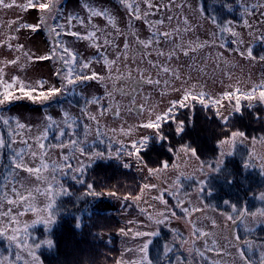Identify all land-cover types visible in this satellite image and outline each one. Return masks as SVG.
<instances>
[{
	"label": "rangeland",
	"instance_id": "1",
	"mask_svg": "<svg viewBox=\"0 0 264 264\" xmlns=\"http://www.w3.org/2000/svg\"><path fill=\"white\" fill-rule=\"evenodd\" d=\"M12 0H6V3H11ZM46 2V0H42ZM84 3H89L100 9H108L111 14L115 16L117 27L122 31H128V25L131 22L139 34L140 39H147L151 32L148 25L143 20L137 21L133 17L130 21L129 13L119 4V0H61L57 6L61 9L62 14L59 15L55 21L58 24L68 26L69 16H79L84 18L85 25L81 26L75 21L68 31L78 32L81 35H86L87 31L91 30L88 25V12L83 7ZM153 8L148 16L149 22L154 20H163L164 23L159 26V31L172 32L174 29H180V36L173 35L174 42H182L187 47L190 42L193 46L197 43H205L206 46L199 49L197 52H190L189 56L185 57L182 52H178L177 57H173L171 61L166 60L167 53L172 49V43H169L161 37L158 47L165 52L164 57H156L155 51L151 48L150 57L141 59L140 55L136 56L135 62L129 60L126 64L123 58L117 63L122 73L127 74L130 70L134 79L128 81H117L118 88H124L128 93L127 96L121 95L116 92L111 101L106 98L105 87L99 80L85 81L83 84L75 85L74 89L69 86L63 93L57 94L54 98L44 103H34L26 98L10 101L4 105H0V115L5 117H15L21 123H24L31 129V136L37 135V129H43L45 123V116H51L53 119L60 122L63 120L64 112H69L73 118L76 119L75 131L71 139L79 137L83 139L84 128L88 127L91 134L88 137V142L83 145L88 149L86 155L77 154V159L70 160L66 163L72 167H79L81 163L85 165L83 174L86 169L91 166L95 159L89 161V156L92 151H102L106 158H109L108 153H116L120 149V143L129 146L133 140H140L147 136L151 142L160 141L156 135V129H146L142 127L143 123L154 121L157 114L163 115L172 107L173 101L176 102V107L170 116L174 123L175 128L180 123L178 120L182 117L181 113L187 111L193 115L200 113L199 108L194 103L200 104L198 101L189 99L185 101L187 107L180 108L179 102L183 97V92L180 89H189L195 85L194 91L199 93L204 91L206 96H210L219 103L216 107H209L213 114L220 122H224L221 116L235 119L239 112L233 109L236 105V97L231 100L223 98V93L234 92L238 87L241 92L251 91L254 86L264 84V39H257L256 37L264 36V8L251 7L255 4H264V0H237L239 6L250 8V14L242 15L239 21L222 20L218 21V16L215 14L213 8L208 12L202 10L201 0H152ZM27 5V0H16V5ZM182 6V7H181ZM142 12L148 10L147 4L141 3ZM243 13V10H242ZM40 11L38 8H20L14 6L12 8H0V68L4 69L3 76L8 82H11L12 77L16 76L24 83L36 86L37 81H44V91L55 86L60 87L61 80L55 75L58 68L63 69V66L58 63L56 59L52 60H39L36 59L40 56L49 55L53 46V39L49 33L43 28L33 32L31 29H20L21 23H28L35 25L38 23ZM172 16V20L167 19ZM187 17L191 25V31L184 32L185 25L184 18ZM213 19L216 23L213 24ZM247 19L252 25L251 28L243 26L244 20ZM52 23V21H49ZM92 23L98 28L102 29L105 33L112 32L115 35V29L107 24L103 17H93ZM216 25L221 27L228 25L235 31L240 33V38L244 41L237 50V45L232 43L234 39L230 33H221ZM156 29H153L155 31ZM252 32L253 35L249 36L248 33ZM212 33H216L217 39L213 44ZM99 35V33H98ZM182 37V40H181ZM60 40L68 46L74 53L79 54L83 61L91 60L90 69L84 70L86 74L92 72L107 78L109 75H116L114 71L110 72L104 66L103 59L100 58L97 50L90 46V43L83 39H78L75 36L68 35L62 32ZM224 43L225 47L220 48L219 44ZM98 43L103 45L101 38ZM124 37L120 36L116 39L117 49L110 46L102 47V51L108 56L109 59H115L116 56L123 51ZM130 53L133 41L129 40ZM11 44L12 48L8 45ZM22 46L21 50L17 51L16 46ZM251 48L252 59L246 58L248 49ZM244 52L245 56H241L240 52ZM27 52L33 58L29 60L25 57L24 53ZM218 54L220 59H218ZM151 58L161 64L167 63L171 68L178 69L181 80H174L171 77H164L161 75V84L159 86L150 85L141 79L140 76L157 78V69L151 68L147 64V59ZM195 58V59H193ZM13 60L18 62L13 65L10 63ZM227 61V64L224 63ZM140 68L144 71L137 72L136 69ZM167 78L170 80V86L166 87L163 80ZM109 89H111V81H106ZM27 90V89H26ZM3 91V89H0ZM260 89L257 87L256 94L259 95ZM164 93L163 95L161 93ZM15 95H21L19 88L13 91ZM35 95V93H34ZM97 97L100 100L99 104L87 105L86 99ZM134 97V103H133ZM113 105V111L119 105L120 114L113 115L112 111H108V105ZM249 101L245 99L240 100V109L248 107ZM262 105L259 100H254L252 106ZM143 106L144 111H141ZM102 108L105 110L101 114ZM131 109L129 111L128 109ZM85 110V111H82ZM219 111L221 114L218 116L216 113ZM187 114V113H186ZM89 116L97 117L96 120H90ZM167 120V119H165ZM165 120L161 121V128L159 129L163 137H168L169 133H165ZM231 120V119H230ZM163 124H165L163 128ZM163 128V129H162ZM127 132L131 129L130 135H123L121 132ZM67 131V130H66ZM100 132L99 139L96 138V132ZM0 134L7 136L6 129L0 128ZM168 134V135H167ZM220 136H222L220 134ZM228 137L215 138L210 140L208 149H213L206 156L205 153H198L193 156L190 149L188 153L181 151L183 148H178L176 151H170L167 158L162 157L160 162L151 160H141L143 163H138L136 159L124 155L121 152V159L131 165V171L137 179L135 180L136 187L129 185L124 188L120 194L122 195H108L109 192L114 193L107 185L104 192L98 193L95 201L90 202L87 211H112L115 216L110 222V225H116V219L121 222L120 228H114L118 252L114 264H131V261L138 259L136 252H130L128 249H135L145 241H149V246L154 239H158L156 244L155 261L161 264H243L237 254L236 244H240L241 250L245 252V259L249 264H260V251L264 250L260 246H264L263 240H257V234L264 232V223H256L251 217V213L257 209H264V200L259 197L262 194L249 195L245 202L239 200L242 195L236 192L235 188L229 184L230 178L227 174L230 173V167L233 164L232 156L235 154L237 148H244V171L251 179L264 182V171L260 168V164L264 162V126L260 132L245 135L243 140H237L232 147V154L224 156V162L220 169L217 171H210L209 165L215 168V162L220 158L222 151L219 141L228 139ZM70 137L65 135L63 140L68 143ZM103 141V142H101ZM119 141L120 143H118ZM150 141L148 143H150ZM31 142V141H30ZM55 133L49 135L48 140L45 141L46 145L56 144ZM111 145V147H109ZM228 148L227 145L224 146ZM210 149V150H211ZM241 149V150H242ZM104 150V151H103ZM206 152V150L204 149ZM68 154L66 148H51L49 155L52 160L60 161L62 156ZM8 151L5 150L0 156V177L3 176L4 166L9 164ZM117 160L115 156L110 157ZM102 160V159H101ZM120 160V159H119ZM126 160V161H125ZM245 163H250L253 167H246ZM149 164L155 166L150 167ZM167 165V167H165ZM30 166H34L30 164ZM203 166V167H202ZM157 169L158 171L150 175L148 169ZM21 177H27L28 173L23 169L18 170ZM68 175L59 177L60 183L65 187V181L69 180L74 182L72 178L73 173L67 168L65 169ZM183 173V175H181ZM80 177L79 173H75ZM134 177V179H135ZM190 177V178H186ZM81 178V177H80ZM229 180V181H228ZM27 183L29 185H36L35 177L30 178ZM139 183V184H138ZM145 185H148L145 188ZM43 187L44 185H40ZM154 186V187H153ZM126 190V191H125ZM125 197H133L125 199ZM139 197V199H135ZM59 198V197H58ZM57 198V199H58ZM180 201L179 205L177 201ZM47 200L44 196L38 197V207L43 208ZM237 203V204H236ZM233 208L237 209L233 212ZM7 205H5V210ZM185 209L188 210L187 214ZM198 209V211H197ZM23 211V208H19ZM14 209V213H15ZM240 211L248 213V223L252 231L246 232L243 224L239 220L235 222L229 217H235ZM163 213L164 216L160 217L159 214ZM152 216L153 220L148 217ZM35 215L31 212H25L22 219L25 222L31 223L35 219ZM163 218L164 223L156 224L155 219ZM264 219V218H260ZM193 225L199 230L207 233L204 237H198L194 234ZM37 227L47 232L49 228H45L43 223H38L30 227L29 232L31 239L35 243L37 234ZM113 230V231H114ZM155 231L157 234L154 236H135L136 232L150 233ZM123 233H127L124 235ZM6 248L8 254V242L0 238ZM186 240L187 243H182ZM245 240H251L256 247L253 251L249 252L247 246L243 243ZM195 241L196 247L200 252L204 253L201 258L195 253L190 254L188 249ZM215 241V245H213ZM169 245L172 251L167 255L164 254V246ZM207 245V249L205 247ZM215 247L218 251H213ZM149 249V247H148ZM12 252H15L13 246ZM0 254L1 253L0 251ZM40 264V262H39Z\"/></svg>",
	"mask_w": 264,
	"mask_h": 264
},
{
	"label": "snow or ice",
	"instance_id": "2",
	"mask_svg": "<svg viewBox=\"0 0 264 264\" xmlns=\"http://www.w3.org/2000/svg\"><path fill=\"white\" fill-rule=\"evenodd\" d=\"M61 3V0H46V2H42V0H27V5L20 4L16 5V0H12L11 3H6V0H0V8L8 9L14 6L20 8H38L40 11V15L38 17V23L35 25L28 23H21L20 29H31L33 32L37 31L40 28L46 30L49 35L52 36L53 46L49 55L40 56L36 59L39 60H52L56 59L59 64L63 66V69L58 68L55 75L58 79L61 80L60 87H51L48 91H44V81H37L35 87L24 83L19 80L16 76L12 77L11 82H8L4 79L3 72L4 69L0 68V105H4L10 101L19 100L21 98H26L29 101L34 103H44L54 98L57 94L63 93L69 86H72L73 89L77 84H83L85 81L90 80H99L102 82L105 87L106 98L111 101L114 94L119 92L123 96H127L128 93L124 90V88L117 87V81H128L130 78L134 79L131 75V71L129 70L127 74L122 73L120 67L118 66V61L123 58L125 64L131 60L135 62L136 56L140 55L141 59L144 57H150L151 52L148 51L150 48L152 51H155L156 57H164L165 52L160 50L158 47H152L153 45H159L161 37L169 43H172V49L167 53L166 60L171 61L173 57H177L178 52H182L185 57L189 56L190 52H197L199 49H202L206 46L205 43H197L193 46L190 42L187 47L182 42H174L172 40L173 35L180 36V29H174L172 32L159 31V26L164 23L163 20H154L149 22L148 16L151 14L149 10L153 8L152 0H119V4L129 13V19L134 17L135 20L140 21L143 20L145 24L148 25L149 31L151 35L147 39H140L137 30L134 25L130 22L128 25V31H122L117 27L116 19L113 14L109 12L108 9H100L89 3H84L83 7L88 12V25L91 30L87 31L86 35H81L78 32L68 31V28L72 26V22L75 21L77 24L84 26L85 20L79 16H69L68 17V26L66 27L64 24L55 23L57 17L62 14L61 9L57 6ZM141 3L147 4L148 10L142 12ZM182 7V6H181ZM251 7H261L264 8V4H255L251 5ZM250 14V8L244 7L242 15ZM93 17H103L106 19L107 24L111 26L112 29H115V35L112 32L105 33L102 29L98 28L94 23H92ZM167 19L169 21L172 20V16H168ZM52 21V23H49ZM213 24L216 23L215 19H213ZM185 28L184 32L187 33L191 31V25L187 17L184 18L183 21ZM221 33H230L234 38L232 40L233 44L237 45V50H239V46L244 43V41L240 38V33L235 31L232 27L225 25L221 27L220 25H216ZM243 26L245 28H251L252 25L249 23L247 19L244 20ZM153 29H156L153 31ZM62 32H66L68 35L75 36L78 39L86 40L90 43V46L95 48L99 53L100 58L103 59L104 66L109 69L110 72L114 71L117 73L116 75H109L107 78L98 75L95 72H92L90 75L86 74L84 70L90 69V65L92 63L91 60L83 61L79 57V54L74 53L71 49L68 48L63 41L60 40V36ZM99 33V35H98ZM213 37V44L217 39H222V37H217L216 33L211 34ZM249 36H252L253 33L249 32ZM120 36L124 37L123 43V51L120 52L116 58L109 59L108 56L102 51V47L110 46L113 49H117L118 45L116 44V39ZM103 39V45L98 43L100 39ZM133 41L131 45V54L130 53V43L129 40ZM257 39H264V36L256 37ZM182 40V37H181ZM9 48H12V45H8ZM220 48H224V43L219 44ZM22 46L17 45L16 50H21ZM25 57L29 60L33 58L27 52L24 53ZM241 56H245L244 52H240ZM246 58L252 59V51L251 48L248 49ZM195 59V58H193ZM218 59H220L218 54ZM261 60H264V57H260ZM18 60H13L10 63L15 65ZM227 64V61H224ZM147 64L151 68L157 69V78L152 79L151 77H145L143 75L140 76L141 79H144L147 84L159 86L161 84V79L159 78L161 75L164 77H171L174 80H181V76L179 74L178 69L171 68L167 63L161 64L159 59L157 61H153L151 58L147 59ZM137 72H143V69L137 68ZM107 80L111 81V89H109ZM163 83L166 87L170 86V80L165 78ZM19 88V92L21 95L13 94L15 88ZM257 87L260 89L259 95L256 94ZM195 85H193L189 89H180L179 91L183 92V97L179 102V107L184 108L187 107L188 104L185 101L189 99L198 101L205 108L208 107H216L219 103L218 100L213 99L210 96H206L204 91H200L196 93L194 91ZM27 89V90H26ZM35 93V95H34ZM164 94L163 92L161 93ZM236 97V105L234 107L235 112H240V100L245 99L249 101L248 107H252V102L254 100H259L260 103L264 104V84L259 86H254L251 91L241 92V90L237 87L234 92H225L223 93V98L231 100L233 97ZM85 103L87 105L99 104L100 100L97 97H91L86 99ZM134 103V97H133ZM172 107L168 109L163 115L157 114L155 116L154 121H149L147 123H143L142 127L146 129H156V135L159 139H163L164 137L161 135L159 129L161 128V121L168 119L169 114L173 112V108L176 107V102L173 101ZM108 111H112L113 115H119V105L116 106L113 111V105L109 103ZM131 111V109H128ZM141 111H144L143 106H141ZM82 111H85L82 109ZM104 109L102 108L101 114H104ZM218 116L221 114L219 111L216 113ZM63 120L57 122V120L53 119L51 116H45L43 129H37V135L35 137L31 136V129L26 126L24 123H21L15 117H5L0 115V128L6 129L7 136L5 137L3 134H0V156L4 153L5 150L8 151V160L9 164L4 166L3 176L0 177V238L8 242V254H0V264H39L40 259L36 255V249L41 246V244L46 245L48 247L52 246L51 239H44L39 243H35L32 239L30 242L31 234L29 232L30 227L43 223L44 227L49 228L53 222L55 221V214L53 212V206L57 202V198L61 195H67L68 191L64 187L62 183H60L59 177L63 175H68V172L65 171L67 168L69 171L73 173L72 178L77 182H82L75 173H79L80 176L83 175V170L85 165L83 163L80 164L79 167H72L70 164L66 163L70 160L77 159V154L86 155L88 153V149L84 148L83 145L88 142V137L91 134V131L88 127L84 128L83 139L77 137L76 139H71L73 135H76L75 125L76 119L69 112H64ZM90 120H96L97 117L89 116ZM221 119L227 123L228 117L221 116ZM67 130V131H66ZM131 129L127 132H124L121 129L123 135H130ZM177 134H180L183 131V122L177 124L175 129ZM55 133L56 144L46 145L45 141L48 140L50 134ZM68 135L70 137L68 143H65L63 137ZM96 138L99 139L100 132H96ZM245 138V134L240 131H232L231 136L228 139L220 140L219 145L222 149L220 153V158L215 162V168L212 165H209L210 171H217L220 169L221 165L224 162L225 154H232V147L235 145L237 140H243ZM148 137L145 136L140 140H133L131 142L129 150V146L120 143V149L117 150L116 153H112L111 151L108 153V157L115 156V158L120 159L123 167L128 168L130 165L127 162H124L121 159V152L124 155L132 157L136 159L138 163H143L141 160L140 153L147 146ZM31 141V142H30ZM103 142V141H101ZM225 145L228 146L225 149ZM66 148L68 150V154L62 156L61 160L58 162L56 160H52L49 155V149L51 148ZM111 147V145H109ZM181 151L188 153L190 151L188 146H184ZM193 156L196 155L195 151H191ZM106 158L102 152L92 151L89 156V161L93 159H103ZM33 164L34 166H30ZM246 167H253L250 163H245ZM167 167V165H165ZM203 167V166H202ZM260 168L264 171V162L260 164ZM20 169H23L28 173L27 177H21L19 174ZM149 174L152 175L157 172V169H148ZM183 175V173H181ZM35 177L37 181L36 185H29L27 181ZM190 178V177H186ZM44 185L41 187L40 185ZM148 185H145L147 188ZM154 187V186H153ZM88 189L91 190L92 186L89 185ZM89 195L96 196L97 193L94 191H89ZM108 195H115V193L109 192ZM44 196L47 200V203L43 208L38 207V197ZM133 197H125V199H131ZM135 199H139V197H135ZM260 200H264V193H262L259 197ZM180 201H177L179 205ZM5 205H7V209L5 210ZM23 208V211H20L19 208ZM14 209L16 210L14 213ZM198 211V209H197ZM237 209L233 208V212H236ZM25 212H31L35 215V219L31 221V223L25 222L22 217ZM188 210L185 209V213L187 214ZM160 217H163L164 214L160 213ZM251 217L256 223H264V209H257L255 212L251 213ZM248 213L244 211H240L239 214L235 217H229V219H233L235 222L239 220L241 224H243L246 232L252 231V228L248 223ZM149 220H153L152 216L148 217ZM156 224L164 223L163 218L155 219ZM79 226V225H77ZM194 234H198V237H204L207 235L202 230H199L193 225ZM127 235V233H123ZM157 233L152 231L150 233L146 232H136L135 236L143 237V236H154ZM182 243H187L186 240L182 241ZM215 241H213V245H215ZM243 243L247 246L249 252L253 251L256 245L253 244L251 240H245ZM15 248V252H12V248ZM237 248V254L239 259L243 262V264H249V261L245 259V252L241 250L240 244L235 245ZM148 247L149 241H145L143 244L139 245L135 249H128L130 252H136L138 254V259L131 261V264H151L148 255ZM207 249V245H205ZM264 249V246H260ZM213 251H218L215 247L212 248ZM172 251V248L169 245L164 246V254L167 255ZM190 254L195 253L199 257H203L204 253L200 252L199 249L195 245V241L192 242V246L188 249ZM178 264L180 262L178 261ZM189 264H192V261L189 260ZM213 264H218V262H213ZM235 264V262H233ZM260 264H264V250L260 251Z\"/></svg>",
	"mask_w": 264,
	"mask_h": 264
},
{
	"label": "trees",
	"instance_id": "3",
	"mask_svg": "<svg viewBox=\"0 0 264 264\" xmlns=\"http://www.w3.org/2000/svg\"><path fill=\"white\" fill-rule=\"evenodd\" d=\"M202 10L208 12L213 8L218 16V21L242 19V8L237 0H201ZM264 49V47L262 48ZM200 111L196 114H190L187 111L181 113L178 122H183V131L177 134L175 126L172 124L170 114L165 120L168 122L165 126L164 137L158 141H147V146L140 153L142 160H151L160 162L162 157L167 158L170 151H176L178 148L188 146L198 153H205L206 156L213 149L209 148L211 139L228 137L232 131H240L245 135L256 134L264 126V104L258 106L243 107L235 119L228 118L227 123L220 122L208 107L194 103ZM187 113V114H186ZM231 119V120H230ZM162 128V129H163ZM220 134L222 136H220ZM168 135V134H167ZM150 141V143H148ZM206 150V152L204 151ZM211 149V150H210ZM237 148L232 156L233 164L230 167L229 184L233 186L236 192L242 195L239 200L245 202L249 195L264 193V182L254 181L244 171L245 149ZM104 151V150H103ZM100 152H102L100 150ZM126 161V160H125ZM150 167L155 165L149 164ZM131 165L124 168L121 160L107 158L105 160L95 159L82 176H78L82 182L65 181L67 195H61L53 206V212L56 216L52 227L47 231H42L37 227V240L51 239L52 246L48 247L41 244L36 249V255L40 259V264H114L118 252L116 242H114V228H120L121 222L117 219V224L111 226L110 222L115 216L112 211H91L87 208L90 202L97 199L100 192L106 191L108 187L114 190L116 195L124 191V188L134 184L137 177L131 171ZM135 177V179H134ZM138 180V179H137ZM229 181V180H228ZM139 184V183H138ZM92 189L89 190L88 186ZM108 187H107V186ZM89 191L97 193L96 196L89 195ZM126 191V190H125ZM237 204V203H236ZM79 225V226H77ZM114 227V228H113ZM114 230V231H113ZM257 240L264 241V232H259ZM158 239H154L148 249L149 260L151 264H161L155 261L156 244ZM0 251L6 254L4 243L0 240ZM6 251V252H5Z\"/></svg>",
	"mask_w": 264,
	"mask_h": 264
}]
</instances>
